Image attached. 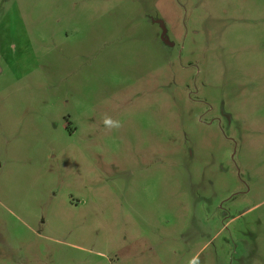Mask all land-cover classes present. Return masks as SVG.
Here are the masks:
<instances>
[{"label":"rangeland","instance_id":"1","mask_svg":"<svg viewBox=\"0 0 264 264\" xmlns=\"http://www.w3.org/2000/svg\"><path fill=\"white\" fill-rule=\"evenodd\" d=\"M0 264H264V0H0Z\"/></svg>","mask_w":264,"mask_h":264},{"label":"water","instance_id":"2","mask_svg":"<svg viewBox=\"0 0 264 264\" xmlns=\"http://www.w3.org/2000/svg\"><path fill=\"white\" fill-rule=\"evenodd\" d=\"M165 33H166V31H165Z\"/></svg>","mask_w":264,"mask_h":264}]
</instances>
